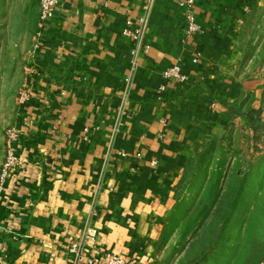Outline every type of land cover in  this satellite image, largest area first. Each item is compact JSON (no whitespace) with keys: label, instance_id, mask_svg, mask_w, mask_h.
I'll return each instance as SVG.
<instances>
[{"label":"crops","instance_id":"0c3cea01","mask_svg":"<svg viewBox=\"0 0 264 264\" xmlns=\"http://www.w3.org/2000/svg\"><path fill=\"white\" fill-rule=\"evenodd\" d=\"M180 1L62 0L44 34H30L20 164L0 187V264H85L68 244L88 228L91 254L154 263L188 166L260 89L243 43L264 0H197L192 37ZM144 15L148 49L134 65L123 30ZM175 66L187 82H166Z\"/></svg>","mask_w":264,"mask_h":264},{"label":"rangeland","instance_id":"374dc122","mask_svg":"<svg viewBox=\"0 0 264 264\" xmlns=\"http://www.w3.org/2000/svg\"><path fill=\"white\" fill-rule=\"evenodd\" d=\"M33 31H41L37 0H0V187ZM243 46L246 73L260 89L226 136L188 166L153 264H264V11L248 23Z\"/></svg>","mask_w":264,"mask_h":264},{"label":"built area","instance_id":"2783aa9c","mask_svg":"<svg viewBox=\"0 0 264 264\" xmlns=\"http://www.w3.org/2000/svg\"><path fill=\"white\" fill-rule=\"evenodd\" d=\"M40 7V18H41V31L38 37L44 34L46 23L52 17H54L58 11L59 4L62 0H37ZM197 0H181L180 5L185 10L186 15V34L189 37L201 31V25L197 21L195 6ZM149 5H152L154 0H148ZM148 5V7H150ZM134 21L132 17H128L126 20V28L123 30V34L132 39L136 43V48L133 51L134 65L137 63V57L141 46L144 45V35L147 25V17L144 15ZM142 48L148 49L147 45ZM164 78L168 83H185L188 81L189 76L183 74L178 66L168 69L164 72ZM28 96L25 93L22 98L23 101L27 100ZM17 132L13 130L12 138L10 142V148L8 152L7 162L4 168L3 181L1 187L4 185V181L13 173L20 160L16 156L12 145L17 139ZM155 163V162H153ZM97 231L94 228H88L82 235L72 236L68 244V250L70 255L73 257L76 263L85 264H140L139 261L132 256H125L115 251H102L98 254H91L87 245L89 242L94 241Z\"/></svg>","mask_w":264,"mask_h":264}]
</instances>
